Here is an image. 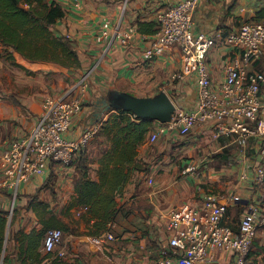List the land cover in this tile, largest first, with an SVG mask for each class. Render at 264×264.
I'll return each mask as SVG.
<instances>
[{"label": "crops", "instance_id": "1", "mask_svg": "<svg viewBox=\"0 0 264 264\" xmlns=\"http://www.w3.org/2000/svg\"><path fill=\"white\" fill-rule=\"evenodd\" d=\"M177 1L46 0L66 10L52 29L56 34L71 35L81 62L76 68L32 61L0 44V211L7 218L0 264H157L160 253L155 247L156 239L167 246L165 217L172 210L202 208L205 196L215 193L227 207L223 223L236 231L251 207L264 211V186L255 185L252 169L257 163L264 164V154L256 142L252 140L236 150L234 147L239 145L229 138L217 139L211 123L202 121L185 136L170 129L167 122L152 121V131L139 146L137 156L145 170L134 171L125 183L117 196L116 219L103 232L116 235L114 240L97 243L93 222L84 215L86 208L75 204L82 155L70 165L49 161L43 175L17 186L4 183V151L36 126L48 97L68 92L80 97L81 110L66 133L70 138L96 125L100 128L112 112L107 109V96L112 90L137 97L155 96L164 90L176 107L195 108V78L172 80L183 63L178 46L145 62L143 51L152 33L136 30L131 39L115 34L117 27L126 30L138 22L155 25L157 14ZM263 3L264 0H211L198 6L194 31L205 32L213 39L207 61L215 86L225 78L226 63L238 55V49L227 42L228 36L254 19ZM107 21L111 27L105 29ZM100 35L103 40L98 39ZM254 66L264 71V55ZM162 83L167 84L160 87ZM97 133L84 153L93 179H98L99 158L110 146L108 138ZM153 133L157 134L154 141L150 139ZM225 151L234 161L220 162L215 158V154ZM192 163L199 166L198 172L183 174L184 167ZM244 172L247 177L242 179ZM49 228H60L64 233L61 245L51 253L43 245ZM254 245L247 264H264V228L258 230ZM211 255L202 264H233L230 251L216 249Z\"/></svg>", "mask_w": 264, "mask_h": 264}, {"label": "built area", "instance_id": "2", "mask_svg": "<svg viewBox=\"0 0 264 264\" xmlns=\"http://www.w3.org/2000/svg\"><path fill=\"white\" fill-rule=\"evenodd\" d=\"M209 1L178 0L160 11L156 17L157 31L149 38L143 60L152 61L176 45L180 48L183 63L173 73L172 80L195 78L197 105L193 109L176 107L172 119L167 122L170 129L185 136L198 121L209 122L217 139L229 138L240 146H247L253 140L264 154V71L254 66L264 55V19L248 20L228 36L227 42L238 49V55L226 63L225 78L215 86L207 61L213 39L205 32L196 34L194 31L198 6ZM110 27V21L104 23L105 29ZM136 30L135 26L126 30L117 27L115 34L131 39ZM66 36L72 38L69 34ZM103 38L98 36L99 40ZM81 105L80 97L69 92L46 98L44 114L36 126L27 135L11 142L2 155L6 185L14 187L33 176L43 175L49 161L70 165L86 151L99 129L98 125L76 138L66 135ZM155 135H151L152 141L156 140ZM198 168L196 163L188 164L183 174L197 173ZM252 169L255 185L264 186L263 161ZM246 177L247 172H244L241 178ZM226 210V205L215 193H208L202 208L189 206L169 212L165 217L168 243L159 247L157 264H202L216 249L230 251L233 264H247L257 232L264 228V211L251 207L236 231L223 223ZM63 236L62 229L49 228L44 237V249L54 252L61 245ZM115 238L113 233L106 232L94 240L99 243Z\"/></svg>", "mask_w": 264, "mask_h": 264}, {"label": "trees", "instance_id": "3", "mask_svg": "<svg viewBox=\"0 0 264 264\" xmlns=\"http://www.w3.org/2000/svg\"><path fill=\"white\" fill-rule=\"evenodd\" d=\"M65 15L66 10L56 2L0 0V44L14 48L32 61L52 62L67 68L80 67L81 62L71 39L56 34L52 29ZM260 19H264V6L256 11L252 20ZM136 25V29L143 33L153 35L157 31V22L155 25L153 22H138ZM15 65L23 68L22 65ZM110 110L111 114L101 123L97 133L106 136L110 142L99 158L98 179L89 177L84 151L79 154L82 155L81 173L75 184V204L86 208L84 215L93 222L96 235L108 231L109 224L116 219L119 212L117 196L132 173L145 170L137 162L138 150L152 131L151 120L123 109ZM227 152L215 154V158L224 162L220 159L229 155ZM6 226L7 218L0 211V252Z\"/></svg>", "mask_w": 264, "mask_h": 264}, {"label": "water", "instance_id": "4", "mask_svg": "<svg viewBox=\"0 0 264 264\" xmlns=\"http://www.w3.org/2000/svg\"><path fill=\"white\" fill-rule=\"evenodd\" d=\"M107 98V109L131 111L151 121L169 122L176 111V105L164 90L151 97H137L124 91L112 90Z\"/></svg>", "mask_w": 264, "mask_h": 264}, {"label": "rangeland", "instance_id": "5", "mask_svg": "<svg viewBox=\"0 0 264 264\" xmlns=\"http://www.w3.org/2000/svg\"><path fill=\"white\" fill-rule=\"evenodd\" d=\"M46 1V0H45ZM259 1V0H258ZM264 4V3H263ZM248 21V20H247ZM52 73V72H51ZM53 73H55V74H57V75H59V74H61V72H53ZM165 84H167V83H162V84H160V87L162 86V85H165ZM108 97V96H107ZM189 135V134H188ZM157 138V134L155 135V139ZM151 139V138H150ZM236 150H240L241 149V146L239 145L238 147H234ZM249 148V150H250V148L251 147H248ZM225 157H221V161H224V162H228V161H234V159H232L231 157H230V155H224ZM229 156V157H228ZM117 232H119V231H117ZM117 234H120V233H117ZM114 236H116V235H114ZM63 238H64V236H63ZM63 240V239H62ZM257 242V241H256ZM160 245V246H159ZM161 246H163L161 243H160V240L157 238L156 239V243H155V247L157 248V249H159V247L161 248ZM255 248V245L253 246V249Z\"/></svg>", "mask_w": 264, "mask_h": 264}]
</instances>
